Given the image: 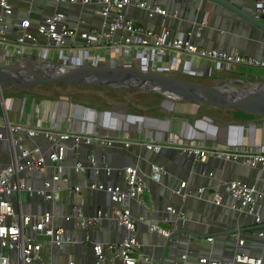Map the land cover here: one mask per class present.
Segmentation results:
<instances>
[{"label": "crops", "instance_id": "1", "mask_svg": "<svg viewBox=\"0 0 264 264\" xmlns=\"http://www.w3.org/2000/svg\"><path fill=\"white\" fill-rule=\"evenodd\" d=\"M223 1L248 15L254 12V0ZM9 2L12 6V14L4 17L3 20L7 26L8 39L12 40L16 35L13 22L29 18L32 23H36L52 14L55 9L66 14L67 25L78 26L80 30L99 29L104 23L95 4L55 5L50 0H9ZM157 2L167 10L165 17L158 14L149 17L145 10L135 6H126L124 14L135 24L151 28L156 32L163 27L169 28L176 34L191 31V41L199 47L218 48L264 60V32L218 1L157 0ZM205 12H207L206 17ZM78 49H80L79 52ZM64 51L65 55L68 54L70 63L87 64L92 61L93 64L112 66L113 62V66L134 65L142 70L164 74L172 71L174 76L207 85L241 83L251 86L257 82L264 83V76L258 78L251 71L246 70L251 67L261 69L264 67L239 64L234 69H228L223 62L218 60L208 63L195 62L193 58L181 51L168 50L155 62H151L135 46L119 51L116 47L105 43L86 45L80 39L67 41ZM42 85L23 89L22 91L25 92L19 95L27 96L29 99L25 118L29 126L42 129H62L63 125H60L58 121L60 117L67 116L71 127L80 133L109 134L118 137L122 136L124 131H129L134 141L128 150L118 145L110 149L98 145L76 149L82 158H85L86 154L92 150L97 160H101V153L104 152L106 161L113 166L114 170L109 177H105L102 172L94 173L91 167H86L81 173H75L69 166L64 169L60 183L64 187L79 184L81 191L78 194H63L62 200L53 208L56 215L54 224L62 226L65 233L76 239L78 243L75 246L70 244H64L62 247L53 246L50 254V261L53 264H67L70 261L74 264H94V254L90 243L81 241L84 233L73 221L64 220L62 214L67 212L72 204H79L88 215L94 214L97 209L107 214L114 213L117 205L108 201L105 192L88 188L87 183L94 180L103 183L118 182L121 179V168L130 163L139 165L142 171L147 173L150 162L162 164L166 173L158 182H148L138 200H132L129 203L136 238L143 254L171 263L178 259L181 252L191 249L193 255L188 258L186 264H200L197 262V257L204 255L229 258L236 249L234 236L218 234L211 242H208L204 236L212 232L232 230V226H237L243 230L240 232V237L245 240L244 249L252 255L259 256L262 259L261 264H264V237L257 236L251 216L238 215L230 208L231 199L222 188L223 181L233 179H241L253 184L255 182L253 169L236 162L218 160L213 156L207 159L204 168L200 161L177 151V145L183 143L202 142L207 147L216 146L223 149L233 143L248 144L250 137L255 138L256 144H262L264 142V120L256 122L254 127L233 125L235 122H242L243 116L238 115L236 118V112L218 108L216 115L228 117L224 121L232 123L225 135L217 132V126L223 123V119L215 118L213 114L211 116L213 123L205 122L202 118L206 116L199 111V104L193 103L194 106L189 102H175L172 106L173 112H170L169 108L162 104L168 100L161 95L155 96L149 91L136 88ZM18 90L21 91V89ZM8 96L16 95L9 92ZM29 96L43 97L37 102ZM71 96H77V99L73 100ZM83 98L88 101L82 100ZM145 98L156 101L157 105L151 108L138 105L137 100ZM16 103V99L7 98L5 104L8 111H12L11 106L15 107ZM177 103L180 106L178 109L174 108ZM12 112V119H8L15 122L17 114L15 111ZM246 130L249 131L245 132ZM168 131L174 133L178 140L174 146L164 145L156 153L145 149L140 144L142 142L162 143ZM255 141L251 144H255ZM26 144L29 147L35 145L43 153L49 150V144L43 138H39L36 143L28 139ZM7 145V140H0V151H5ZM71 155L72 151L68 150L67 157ZM7 159L8 156L5 153L3 160ZM51 171V166L47 164L43 169L33 171L29 175L25 172L21 174L27 184L38 187L43 179L51 174ZM208 172H212V176H209ZM183 180L187 181L185 189L189 192L184 198L173 193V190ZM255 186L264 190L262 182H255ZM216 190L223 195L220 205L213 202ZM20 199L22 211L25 213L40 214L51 209V206L39 196L30 198L25 192H21ZM171 203L184 210L183 222L177 224L172 216L168 217V221L163 220L164 208ZM150 223L155 224L159 229L170 230L181 225L180 228L188 231L177 235L174 240H169L165 248L164 236L150 231ZM95 226L88 232L89 238L103 243L118 242L125 233L123 227L115 223L111 224L105 218Z\"/></svg>", "mask_w": 264, "mask_h": 264}, {"label": "built area", "instance_id": "2", "mask_svg": "<svg viewBox=\"0 0 264 264\" xmlns=\"http://www.w3.org/2000/svg\"><path fill=\"white\" fill-rule=\"evenodd\" d=\"M50 1L55 5L95 4L98 14L103 19V26L88 31L80 30L78 26L67 25L66 14L55 9L52 14L36 23H32L29 18L13 22L16 35L13 40L8 39L7 26L3 18L12 14V6L9 0H0V64L32 65L37 61H50L55 49L59 50L58 63L68 64L70 61H68V54H64V47L67 41L80 39L86 45L105 43L116 47L119 51L135 46L151 62H155L168 50H174L184 52L195 62L221 61L228 69H234L239 64L264 67L263 59L218 48L199 47L192 43L191 31L176 34L169 28L163 27L156 32L151 28L135 24L124 14L126 6H135L145 10L149 17L154 14L165 17L167 10L157 0ZM206 14L207 12L204 14L205 17ZM253 15L255 18L264 15V0H254ZM91 65L97 64L92 62ZM14 99L17 101L16 106H11L10 110L17 113L15 122L7 117L9 109L5 101L0 103L3 111L0 127L5 129V132L0 131V140L5 139L8 142L6 150L0 151V264H53L50 261L53 246L62 247L64 244L75 246L78 243L76 239L65 233L62 226L54 224L56 215L53 208L62 200L63 194H78L81 191L79 184L64 187L60 183L64 169L69 166L75 173H81L86 167H91L94 173L102 172L105 177H109L114 170L113 166L106 161L104 152L101 153V160H97L92 150L86 154L85 158H82L76 149L93 145L110 149L118 145L128 150L134 141L129 131H124L122 136L118 137L109 134L80 133L71 127L67 116L60 117L58 121L60 125H63L62 129L31 127L25 119L29 105L28 97ZM39 138H43L49 144V150L46 153L39 151L35 145L29 147L26 144L28 139L36 143ZM177 141L175 134L168 131L162 143L142 142L140 144L145 149L157 153L162 146H174ZM68 150L72 151L71 157H67ZM177 151L200 161L204 168L210 156L247 166L253 169L255 182L264 184V146L233 143L221 149L216 146L207 147L202 142H193L177 145ZM5 153L8 156L6 161L3 160ZM47 164L51 166L52 171L47 178L43 179L40 186L32 187L25 182L22 172L29 175L33 171L43 169ZM148 167V172L145 173L139 165L130 163L121 168V179L118 182L103 183L94 180L87 183L88 188L105 192L108 201L117 205L114 213L107 214L97 209L94 214L88 215L79 204H72L69 210L62 214L64 220L73 221L79 227L98 225L105 218L111 224L115 223L125 230L120 241L108 243L89 238L88 232L84 234L81 241L90 243L94 254V264H186L188 258L193 255L191 249H186L181 252L177 260L169 263L140 251L129 203L132 200H138L148 182H158L166 173L164 166L158 162H150ZM208 175L212 176V172H208ZM255 182L249 184L241 179H233L223 181L222 188L231 199L230 208L238 215L251 216L257 236L264 237V190L258 189ZM186 184V180L181 181L173 193L184 198L189 194L185 189ZM21 192H25L30 198L34 196L43 198L51 209L40 214L23 212ZM222 198V193L216 190L213 195L214 204L220 205ZM164 209V221H168L169 216H172L176 223L184 221L185 212L179 206L171 203ZM177 229V227L173 230L159 229L155 224H149L150 231L157 232L164 238L170 237L171 240L176 239L177 235L171 236V233ZM230 231L235 237L236 247L231 257L214 258L204 255L198 256L197 262L200 264H261L262 259L259 256L252 255L244 249L246 243L240 237L242 230L232 226ZM213 238L211 235L206 236L208 242H211ZM67 264H74V262L70 261Z\"/></svg>", "mask_w": 264, "mask_h": 264}, {"label": "water", "instance_id": "3", "mask_svg": "<svg viewBox=\"0 0 264 264\" xmlns=\"http://www.w3.org/2000/svg\"><path fill=\"white\" fill-rule=\"evenodd\" d=\"M213 1L223 4L264 32V15L255 18L253 14L248 15L243 13L223 0ZM45 65L53 67L48 68ZM52 68L56 69L52 70ZM56 83L112 88H136L186 100L197 105L208 104L216 108L238 109L250 114L263 115L262 120H264V83L257 82L247 88H230L229 84L207 85L170 74L142 70L133 65L101 66L83 63L60 64L51 61L38 62L32 65L18 63L0 64V86L1 84H9L23 90L36 85ZM161 84L169 86L170 89L161 86ZM2 99L0 91V100ZM95 227L94 225L80 226V229L86 234ZM180 227L181 225L176 231L171 233V236L188 231ZM218 234L231 236L232 232L225 230L212 232L208 235L214 237ZM204 237L206 238V236ZM169 240H171L170 237L165 238V248Z\"/></svg>", "mask_w": 264, "mask_h": 264}, {"label": "rangeland", "instance_id": "4", "mask_svg": "<svg viewBox=\"0 0 264 264\" xmlns=\"http://www.w3.org/2000/svg\"><path fill=\"white\" fill-rule=\"evenodd\" d=\"M80 51V49H78V52ZM58 52H59V50H57V49H55L54 51H53V58L50 60L51 62H53V63H57L58 62ZM94 52V51H93ZM93 52H91V54L93 53ZM101 61H103V60H101ZM37 62H39V61H37ZM37 62H34V63H37ZM42 62H44V61H42ZM70 63V62H69ZM72 63H74V62H72ZM88 65H91L92 64V61H90L89 63H87ZM99 64V63H98ZM111 65L113 66L114 65V63L112 62L111 63ZM246 70H248V71H251V73L252 74H254V75H256V77H258V78H261V77H263L264 76V69H261V68H257V67H251V68H247ZM168 74H170V75H174V73L172 72V71H170ZM201 78H203V77H201ZM57 84V83H56ZM39 86H43V85H39ZM46 86H50L49 84L48 85H46ZM1 88H0V91H1V93H2V97H3V99L2 100H0V103H2L3 101H6L7 100V98H9L10 97V99L11 98H18V97H20V98H22L23 96H19L20 94L22 95L25 91H19L17 88H15V87H13V86H11V85H9V84H1V86H0ZM229 87L230 88H247V87H251L250 85H243V84H241V83H239V84H230L229 85ZM27 90V89H26ZM11 91H13V92H11ZM9 92L11 93V94H14V95H16V96H8V94H9ZM27 92V91H26ZM48 93H50V92H48ZM149 93L150 94H153V95H155V96H159L160 94H158V93H156V92H152V91H149ZM50 94H52V93H50ZM55 95H58V93H54ZM165 100H168V101H164L162 104L163 105H165V106H167L168 108H169V111L171 112H173V104L175 103V102H180V103H184V102H188V101H186V100H180V99H176V98H172V97H168V96H163V95H161ZM31 99H35L37 102L41 99V97H43V96H29ZM54 97H58V96H54ZM65 97H69V96H65ZM72 97V99L73 100H75V99H77V96H71ZM78 98H80V97H78ZM81 100V99H80ZM82 100H84V101H88V100H86V98H83ZM137 103H138V105H141V106H143V107H154L155 105H157V102L156 101H154V100H151V99H148V98H145L144 100H137ZM179 103H177V104H175V106H174V108H179L180 106L178 105ZM189 104H192V105H194L193 103H190L189 102ZM1 105V104H0ZM177 106V107H176ZM195 106V105H194ZM199 106H200V109H199V111L202 113V115H204V116H206V117H204V119L202 118V120H204L205 122H210V123H213V119L211 118V116L214 114V117L215 118H220V119H223L222 120V124H220V125H218L217 127H218V133L220 134H225L226 133V131L228 130V128L230 127V126H232V123L231 122H225L224 120H226L228 117H219V116H217L216 115V112H218L219 110H218V108H215V107H213V106H211V105H208V104H199ZM198 108V107H197ZM227 111H229L230 110V112H236L235 113V115H236V118H238L237 116L238 115H242L243 116V121L242 122H235V123H233V125L234 124H237V125H241V126H251V127H254V125L256 124V122H260V121H262L263 122V120H262V117H263V115H255V114H250V113H246V112H244V111H241V110H238V109H231V108H229V109H226ZM182 113V112H181ZM184 113V112H183ZM15 114H17L16 112H15ZM205 114H207V115H205ZM7 115H8V118L9 119H12V117H13V112L12 111H8V113H7ZM253 115V116H252ZM1 119H3V111L1 110V107H0V120ZM247 122H249V123H247ZM1 131L2 132H5V129L3 128V127H1ZM247 131H249V130H246L245 132H247ZM250 132H253V130H250ZM249 132V133H250ZM227 134V133H226ZM225 134V135H226ZM218 135H216V137H217ZM218 138V137H217ZM255 138H253V137H250L249 138V142H250V144L251 143H254L253 141H255L254 140ZM255 144H256V141H255ZM257 145H261V146H264V142L262 143V144H259V143H257Z\"/></svg>", "mask_w": 264, "mask_h": 264}, {"label": "bare ground", "instance_id": "5", "mask_svg": "<svg viewBox=\"0 0 264 264\" xmlns=\"http://www.w3.org/2000/svg\"><path fill=\"white\" fill-rule=\"evenodd\" d=\"M43 67H44V66H43ZM45 67H48V68H50V67H53V66H50V65H45ZM55 69H56V68H52V70H55ZM161 86H163V87H164L165 85H162V84H161ZM165 88H167V89H170V88H169V86H165ZM179 95H180V92H179ZM186 95H187V93H186Z\"/></svg>", "mask_w": 264, "mask_h": 264}, {"label": "trees", "instance_id": "6", "mask_svg": "<svg viewBox=\"0 0 264 264\" xmlns=\"http://www.w3.org/2000/svg\"><path fill=\"white\" fill-rule=\"evenodd\" d=\"M253 116V115H252Z\"/></svg>", "mask_w": 264, "mask_h": 264}]
</instances>
